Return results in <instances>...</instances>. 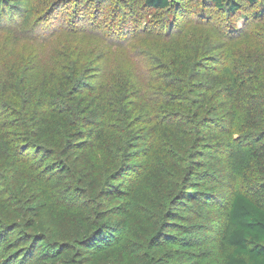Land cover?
Instances as JSON below:
<instances>
[{"label": "trees", "instance_id": "1", "mask_svg": "<svg viewBox=\"0 0 264 264\" xmlns=\"http://www.w3.org/2000/svg\"><path fill=\"white\" fill-rule=\"evenodd\" d=\"M142 1L160 12L176 0ZM22 2L0 0V25ZM262 40L243 50L197 40L147 61L140 81L78 62L39 96L19 87L21 64L1 71L0 258L264 264Z\"/></svg>", "mask_w": 264, "mask_h": 264}, {"label": "rangeland", "instance_id": "2", "mask_svg": "<svg viewBox=\"0 0 264 264\" xmlns=\"http://www.w3.org/2000/svg\"><path fill=\"white\" fill-rule=\"evenodd\" d=\"M230 1L239 9L234 16L204 0H176L160 12L142 0H24L18 15L0 25V72L21 64L19 87L39 96L52 72L68 74L78 62L90 61V72L95 63L103 69L108 65L98 72L101 78L125 74L140 81L147 61L189 50L197 40L216 46L227 40L234 42L229 47L243 50L263 38L264 47V0L255 5ZM245 30L246 41L227 39ZM122 40L125 47L113 45ZM210 249L206 255L211 256Z\"/></svg>", "mask_w": 264, "mask_h": 264}]
</instances>
